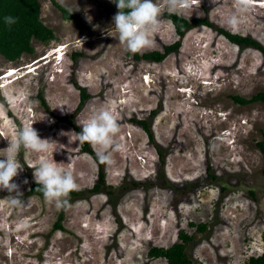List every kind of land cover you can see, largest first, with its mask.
Returning a JSON list of instances; mask_svg holds the SVG:
<instances>
[{
    "label": "rangeland",
    "instance_id": "rangeland-1",
    "mask_svg": "<svg viewBox=\"0 0 264 264\" xmlns=\"http://www.w3.org/2000/svg\"><path fill=\"white\" fill-rule=\"evenodd\" d=\"M38 1L40 18L55 37L32 40L34 52L15 61L0 55V155L26 126L52 142L46 153L19 152L22 170L13 181L23 206H13L9 192L0 189V264H166L150 257L149 249L170 246L180 230L195 234L189 254L202 264H245L263 253L264 152L258 144L264 142V102L240 105L231 96L264 91V55L201 25L189 29L162 61L136 59L112 26L118 12L112 0ZM54 2L74 9L84 27L65 19ZM154 2L159 27L138 53L178 39L164 16L168 0ZM183 2L189 7L180 15L207 17L264 46V0ZM230 16L237 18L235 26L226 23ZM73 81L89 94L77 111ZM101 108L114 114L119 127L108 150L111 163L104 164L113 194L67 197L58 209L29 193L41 159L70 171L78 190L94 185L97 163L82 151L77 132L58 118L74 114L81 128L77 120ZM139 119H149L163 163ZM207 165L218 183L207 176ZM59 213L62 228L56 229ZM191 222L205 223V232H195Z\"/></svg>",
    "mask_w": 264,
    "mask_h": 264
},
{
    "label": "trees",
    "instance_id": "trees-1",
    "mask_svg": "<svg viewBox=\"0 0 264 264\" xmlns=\"http://www.w3.org/2000/svg\"><path fill=\"white\" fill-rule=\"evenodd\" d=\"M54 4L58 7L65 19H74L81 27H84L82 19L80 18L78 13H70L69 10L64 8L62 5L57 4L56 2H54ZM114 6L118 11L115 3ZM6 15L16 17L17 22L11 26L4 24L3 17ZM164 16L174 26L178 39L172 44L163 45L162 50H151L143 53H134L136 59H145L153 62L162 61L168 54L178 49L182 37L189 29L201 25L216 29L231 43L237 45L239 48L251 47L257 49L264 55V46L257 40L253 39L250 36L231 33L225 29L216 27L212 22L208 20L207 17H193L191 19H188L183 15L170 12H165ZM54 37L55 36L53 30L46 26L40 18V4L38 0H0V55L4 59H6L7 61H15L24 53L32 54L34 52L32 40L47 43L48 41L54 39ZM78 55L79 53H75L73 58L75 59ZM73 82L75 87L79 91L80 97L79 105L75 109L77 111L89 98V94L87 93V90L84 86L78 85L76 81ZM231 98L234 103L240 105H248L255 102H264V91H259L248 98L241 97L239 95H233L231 96ZM73 115L74 114L64 115L62 117H59L58 119L70 125L78 133L81 128L75 124ZM135 122L138 123L146 132L149 140L156 148L160 161L163 163L164 155L160 146L155 142L153 138L149 119H139ZM258 145L264 152V142L261 141ZM81 149L83 152L91 155L97 163L98 177L94 185L86 192L84 190L78 189L71 191L68 196L69 200H74L85 196L87 197L89 194H96L102 191H105L109 195H112L113 187L106 181L104 164L99 163L96 158V153L90 147V144L82 143ZM206 173L212 183L219 182V176L214 174L212 172V168L208 165L206 167ZM137 183L138 182H133L132 185L137 186ZM226 189V186L220 187L221 191H225ZM28 192L38 197H44L42 192L40 191V186L36 181L31 183ZM61 220L62 214L59 213L58 219L56 220L54 225L56 229L62 228ZM190 225L195 227V232L197 233H204L207 227L205 223L191 222ZM194 236L195 234H188L187 232L180 230L177 240L173 244L168 247L153 246L149 249V256L153 258L161 257L165 259L166 264H202L194 260L189 254V248L195 240ZM245 264H264V252L260 255L250 256Z\"/></svg>",
    "mask_w": 264,
    "mask_h": 264
},
{
    "label": "clouds",
    "instance_id": "clouds-1",
    "mask_svg": "<svg viewBox=\"0 0 264 264\" xmlns=\"http://www.w3.org/2000/svg\"><path fill=\"white\" fill-rule=\"evenodd\" d=\"M112 2L118 8V12L112 18V26L126 50L137 53L148 47L151 43L149 33L155 32L159 27L160 9L154 0H112ZM167 7L170 13L179 14L182 7L187 8L189 5L183 0H168ZM73 11L74 9L69 8L70 13ZM87 19L91 21L90 16ZM3 22L11 26L17 22V18L6 15L3 17ZM226 23L229 26H235L238 20L235 16H230ZM107 35L112 36V27L108 29ZM56 107L58 106L53 108ZM77 123L81 125V130L76 134V140L93 146L99 163H111L108 150L113 144V137L119 131L114 114L107 108H101L86 121L77 120ZM9 141L6 151L0 155L3 157L0 159V189H6L9 192L10 203L19 207L26 203L22 199L23 193L19 191V185L13 181V178L22 170L18 158L19 152L21 148H24L35 153H46L52 141L40 138L32 125L19 129L16 138ZM58 164L54 159H41L33 168L34 179L40 186L44 198L49 202H55V206L59 209L66 205V198L77 185L71 172ZM13 192L15 195L12 194Z\"/></svg>",
    "mask_w": 264,
    "mask_h": 264
}]
</instances>
